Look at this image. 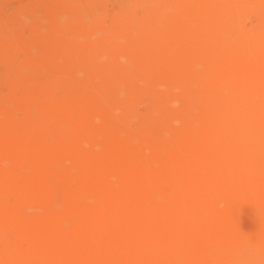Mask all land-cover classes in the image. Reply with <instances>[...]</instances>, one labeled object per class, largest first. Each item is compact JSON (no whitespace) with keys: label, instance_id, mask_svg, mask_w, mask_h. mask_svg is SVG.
I'll return each mask as SVG.
<instances>
[{"label":"rangeland","instance_id":"374dc122","mask_svg":"<svg viewBox=\"0 0 264 264\" xmlns=\"http://www.w3.org/2000/svg\"><path fill=\"white\" fill-rule=\"evenodd\" d=\"M262 150L264 0H0V264L104 213L73 264H264Z\"/></svg>","mask_w":264,"mask_h":264},{"label":"bare ground","instance_id":"6f19581e","mask_svg":"<svg viewBox=\"0 0 264 264\" xmlns=\"http://www.w3.org/2000/svg\"><path fill=\"white\" fill-rule=\"evenodd\" d=\"M95 12V11H94ZM242 30V29H241ZM234 77V76H233ZM224 91V90H223ZM261 97V96H260ZM233 102V101H231ZM238 106V105H237ZM243 106V105H242ZM249 106V105H248ZM248 106L245 105V107L248 109ZM240 108V107H239ZM246 109V110H247ZM236 126V125H235ZM234 126V127H235ZM225 128V127H224ZM232 128H230L231 130ZM234 129V128H233ZM229 130V131H230ZM220 131L219 129L217 130V132ZM232 131V130H231ZM216 132V133H217ZM16 133V132H15ZM134 142V141H133ZM230 142V141H229ZM214 151V150H213ZM224 152V150H223ZM221 151V153H223ZM262 152H264V150H262ZM228 155L229 152H228ZM234 155V154H233ZM213 156V155H212ZM261 156V155H260ZM242 157V156H241ZM244 157V156H243ZM30 160L31 162V159H28ZM217 161V160H216ZM33 163V162H32ZM217 164V162H216ZM229 164V163H228ZM245 165H243L244 167ZM216 167H219V165H217ZM231 167V165H230ZM242 167V168H243ZM235 169V168H234ZM245 170V169H244ZM264 170V169H262ZM227 171V169H226ZM232 171V170H231ZM221 175L223 174L222 172H220ZM219 173V174H220ZM228 175L230 174V172L228 171L227 172ZM5 173H2L0 174V194H4V193H7V194H10L11 193V190H13V188H9V183L8 182V178L4 175ZM31 176V175H30ZM53 176V175H52ZM56 176V175H55ZM225 176L224 179L226 178V175H223ZM232 176V175H231ZM235 177V173L233 175ZM60 178V177H59ZM65 178V177H64ZM66 181V180H65ZM221 181H222V178H221ZM242 181V180H241ZM240 181V182H241ZM52 182V181H51ZM239 182V181H238ZM60 183V182H59ZM233 183V181H231V184ZM61 186L64 185V181L60 184ZM14 187V185H13ZM179 187V185H178ZM175 188V186H174ZM17 189V188H16ZM39 186L38 185H35V184H32L30 187H25L23 191H21V194L18 196V194L16 193V197H18L20 199H23L25 200L26 199V202H27V196L29 194H33L36 193L38 190H39ZM217 189V188H216ZM66 191V190H65ZM176 191V190H175ZM19 192V191H18ZM41 193V192H40ZM39 193V194H40ZM37 194V193H36ZM35 194V195H36ZM0 195V196H1ZM26 195V198L25 196ZM34 195V196H35ZM79 195V194H78ZM22 196V198H20ZM36 197V196H35ZM34 197H32V200H33ZM2 200V203H0V210L2 208H4V206L8 208V205H7V202L5 199L3 198H0ZM8 199V198H7ZM13 199V198H12ZM21 200V202L23 201ZM29 200V199H28ZM31 200V199H30ZM56 199H52L50 200L49 202H47V204L53 209L55 208V201ZM161 201V200H160ZM33 202V201H32ZM40 202V201H38ZM29 203H31V201H29ZM43 203V202H42ZM41 203V204H42ZM223 203V202H222ZM19 204V203H18ZM17 204V205H18ZM21 204V203H20ZM36 204V207L38 206L37 203ZM46 204V203H45ZM89 204V203H88ZM16 205V207H17ZM25 205V204H24ZM93 205H96V204H93ZM31 206V205H30ZM15 207V208H16ZM26 207V206H25ZM24 207V208H25ZM78 207V206H77ZM33 208V207H32ZM123 208V207H122ZM6 210V208H5ZM5 210L2 211V213L4 214ZM54 210V209H53ZM98 213V216L99 214L101 213L100 210H95ZM6 212L8 213V211L6 210ZM199 213V212H198ZM90 214V213H89ZM201 214V213H200ZM1 215V214H0ZM155 215V214H154ZM5 216V215H4ZM12 216H13V213H12ZM134 216V215H133ZM10 217V215H9ZM116 217H118L117 219H115ZM151 218H152V215H151ZM154 218V217H153ZM12 219V217H11ZM141 219V218H140ZM9 222V221H8ZM13 222V220H12ZM55 222V221H54ZM1 223V222H0ZM15 223V222H14ZM50 223V222H49ZM138 223V221L136 219H134L132 216L130 215H122L119 214V216H114V217H110V214H103V216L101 217V221L100 222H94L92 220H90L89 216L87 217V220L86 219H81V221L77 222L74 226L76 228V234L71 237L69 236L66 232L65 234L67 236H69L71 239H73L74 241L73 242H64V240H70L69 238H67L64 233L61 231L59 234H58V229L56 226L57 224L55 223V226H54V230L56 231V236L54 235L52 237V240L50 241H41L37 244V247L38 249L41 248L40 250V253H42L41 257L46 260V261H49L53 264H73L75 261H77L78 259H81L83 257H86V256H89L91 255L92 253L96 252V250H99L103 247L101 243H94V235L96 236V233H102V232H105L107 233L108 235H111L112 233V237L114 240L118 241V243H123L124 242V238L126 237L125 235V231H126V228L128 227H132V225ZM112 225V229L109 227V225ZM61 226V225H60ZM64 228V227H62ZM68 228V227H67ZM17 229V228H16ZM65 231V230H64ZM69 232V231H68ZM59 235L62 236V238L59 237ZM99 235V234H98ZM107 235V236H108ZM8 236V235H7ZM2 237V236H1ZM30 237V236H29ZM190 237V236H189ZM43 238V237H42ZM215 238V237H214ZM96 239V237H95ZM195 240V238H192ZM42 240V239H41ZM40 241V240H38ZM76 241V242H75ZM98 241V240H97ZM35 242V241H34ZM37 242V241H36ZM30 244V243H29ZM98 247V248H97ZM141 247V246H140ZM177 248V247H176ZM102 250V249H101ZM167 251V250H166ZM105 253L107 254L108 258L110 259L111 258V254H112V251L111 249L107 248ZM36 254V253H34ZM144 254H145V250H138L136 253H131L128 257V261L127 262H120V264H142L143 262H141V257L143 256L144 257ZM138 257V258H137ZM107 258V257H106ZM147 258V257H145ZM43 259L41 260L42 263H43ZM38 261V259H37ZM147 261V259H146ZM114 262V261H113ZM40 263V261H39ZM38 263V264H39ZM146 264V263H145ZM240 264V263H239Z\"/></svg>","mask_w":264,"mask_h":264}]
</instances>
